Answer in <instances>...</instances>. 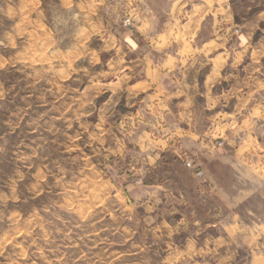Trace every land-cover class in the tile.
<instances>
[{
    "label": "rangeland",
    "instance_id": "obj_1",
    "mask_svg": "<svg viewBox=\"0 0 264 264\" xmlns=\"http://www.w3.org/2000/svg\"><path fill=\"white\" fill-rule=\"evenodd\" d=\"M143 5L0 0V264L210 259L197 249L210 248L219 231L192 235L189 245L184 232L175 236L165 221L157 229V220L146 217L144 169L132 127L144 108L126 106L125 95L115 105L123 91L115 82L131 69L127 41L137 34ZM238 31H230V46ZM132 110L135 116L126 117ZM188 159L201 166L184 153L186 166ZM193 173L205 179L206 173Z\"/></svg>",
    "mask_w": 264,
    "mask_h": 264
},
{
    "label": "crops",
    "instance_id": "obj_2",
    "mask_svg": "<svg viewBox=\"0 0 264 264\" xmlns=\"http://www.w3.org/2000/svg\"><path fill=\"white\" fill-rule=\"evenodd\" d=\"M162 1L166 8L144 0L138 35L127 41L131 69L115 82L123 90L116 106L125 95L126 106L144 108L132 127L146 217L184 232L189 245L192 235L219 231L210 248L197 249L210 257L203 264H264V0Z\"/></svg>",
    "mask_w": 264,
    "mask_h": 264
},
{
    "label": "built area",
    "instance_id": "obj_3",
    "mask_svg": "<svg viewBox=\"0 0 264 264\" xmlns=\"http://www.w3.org/2000/svg\"><path fill=\"white\" fill-rule=\"evenodd\" d=\"M187 166L192 169L197 176H205L204 170L201 168V166L193 159H188L186 161Z\"/></svg>",
    "mask_w": 264,
    "mask_h": 264
}]
</instances>
